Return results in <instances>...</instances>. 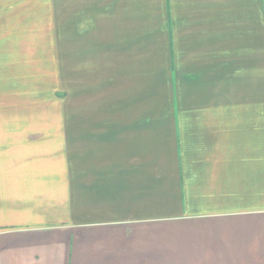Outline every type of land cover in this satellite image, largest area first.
Masks as SVG:
<instances>
[{
	"label": "crops",
	"instance_id": "0c3cea01",
	"mask_svg": "<svg viewBox=\"0 0 264 264\" xmlns=\"http://www.w3.org/2000/svg\"><path fill=\"white\" fill-rule=\"evenodd\" d=\"M154 9L79 5V91L119 87L79 106V163L0 156V264H264V0Z\"/></svg>",
	"mask_w": 264,
	"mask_h": 264
},
{
	"label": "rangeland",
	"instance_id": "374dc122",
	"mask_svg": "<svg viewBox=\"0 0 264 264\" xmlns=\"http://www.w3.org/2000/svg\"><path fill=\"white\" fill-rule=\"evenodd\" d=\"M83 1L0 0V134L6 139L0 156L5 164L44 166L65 158L79 163L77 152H71L79 142V106L90 109L119 87L111 79L100 90L79 91L86 84L79 77V5ZM156 1L131 0L133 5L147 7L150 20ZM119 4L109 5L114 9ZM92 12L91 6L85 10L87 18ZM193 80L184 78L172 101H202V86L187 87ZM152 88L148 97L159 100L157 110L145 115H166L172 102L165 108L170 100L163 101L166 94L157 84ZM119 101L110 103L105 112L124 114L127 107L119 106ZM17 143L27 150L21 156L14 154Z\"/></svg>",
	"mask_w": 264,
	"mask_h": 264
}]
</instances>
